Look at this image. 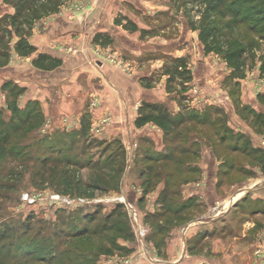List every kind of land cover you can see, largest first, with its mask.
Listing matches in <instances>:
<instances>
[{
	"label": "crops",
	"instance_id": "obj_1",
	"mask_svg": "<svg viewBox=\"0 0 264 264\" xmlns=\"http://www.w3.org/2000/svg\"><path fill=\"white\" fill-rule=\"evenodd\" d=\"M77 1L0 0V30L11 32L8 57L0 56V111L21 114L25 126L36 121L35 131H42L38 136L48 140L84 134L105 143L118 141L131 154L130 165L141 164L135 175L144 176L140 150L168 153V166L159 172L179 177L182 202L190 198L189 190L197 193L190 186L210 183L212 191H222L220 171L231 176L244 169L246 181H255L248 189L262 188L261 219H211L207 224L204 219H145L148 245L164 264H264V40L259 39L253 61L236 71L222 54L206 51L197 21L181 18V36L175 39L165 20L174 16L168 0H79L82 7L76 10ZM22 38L32 48L29 53L16 50ZM188 41L199 54L183 46ZM177 60L185 61L190 81H170ZM195 86L201 97L192 92ZM156 104L168 115L167 128L153 121L138 125L143 113H157L150 107ZM191 114L197 121L188 120ZM47 121L51 125L45 131ZM220 144L227 153H221ZM242 156L247 162L227 166ZM192 175L200 180L192 183ZM171 184L132 201L149 208L148 196L159 192L153 205L160 206L167 187L173 195ZM132 188L143 189L141 184ZM254 195L252 200L258 198Z\"/></svg>",
	"mask_w": 264,
	"mask_h": 264
},
{
	"label": "rangeland",
	"instance_id": "obj_2",
	"mask_svg": "<svg viewBox=\"0 0 264 264\" xmlns=\"http://www.w3.org/2000/svg\"><path fill=\"white\" fill-rule=\"evenodd\" d=\"M168 2L172 3L171 9L174 11V16L166 17L165 20L171 24L170 27L173 28L171 30L173 34H171L175 35V39H179L181 36V18H188V21L193 23L197 21L200 26L204 22L205 5H200L197 0H168ZM81 7L80 2L74 4L76 10ZM186 44L190 45L192 55L199 54L197 45H191V41H188L183 46ZM198 57L195 60L196 67L202 55ZM207 57L209 60L214 61L210 56ZM216 65L218 71L221 72L220 64L216 62ZM201 70L203 71V69ZM180 71L182 70L180 69ZM178 78L181 83L183 78L179 74ZM180 87L184 88L182 84ZM206 92L211 94L212 90L207 87ZM8 120H10V116L3 113V117H1L3 124L1 126L4 131L8 130L6 128V121ZM33 134L37 136L42 134V131L37 133L34 130ZM17 138H21V136L17 135ZM52 145L53 147L50 148ZM16 146L17 152L20 153L0 159V233L7 231L8 234V237L1 241V245L8 246L12 242L14 251L23 249L27 245L34 247L40 244L44 249H50V245H53L55 252L60 255L59 261L53 264H164L163 258L148 245L150 228L145 219H165L167 216V219H170L172 216L162 217L152 214V211L156 213L160 210V206L153 205V202L157 201L159 192L148 196L151 204L149 208H145L144 203L140 204L141 208H139L132 200L134 197L138 198L139 196L145 198L149 192H153L160 184L163 186L166 183L165 181H168L165 177L154 179L152 185L141 182L139 175H135V171L137 172L140 167L139 161L130 165L129 158L131 154L129 152L127 154V150L124 148L126 158L122 180L124 178L123 186L125 184V188L118 185L116 183L117 173L114 172L121 166L118 165L117 168H113L112 175L107 172L110 166H106L107 163L105 164V159L109 153L116 154V145L110 146L108 149L104 148L105 144L99 145L96 142H90L88 145L76 143L73 146L62 143L60 145L33 143L28 146L21 144ZM60 146L64 148V151L60 150L61 154L53 153L52 149L57 150ZM220 146L221 153H227L223 145L220 144ZM140 151L143 152L144 150ZM44 156L49 157L46 164L43 163ZM67 157H70L71 166H65L67 163L61 161ZM60 158L62 159L60 160ZM239 160H229L227 166L233 163L235 167L237 164L247 162L243 156ZM205 164L208 163L205 161ZM190 167L192 168V166ZM243 170H240L241 174L235 171L236 173L231 176L223 175L224 170H221L222 175H219L221 183H219L222 191H212L210 183L203 186V188L194 186L195 184L190 186L197 193L193 194V191L189 190L186 195L190 198L186 201V204L196 205L197 208L193 207L183 218L204 219L202 220L204 224L209 223L211 219H261L257 213L261 209L259 196L262 188L248 189L255 181H246L248 177L244 175ZM207 178L211 181L212 177L205 176L206 181ZM109 179L112 181H110L109 186H106L109 188L108 191L103 188H101L102 191H97L86 186L89 181L98 185H106V180ZM189 179L192 183H195L200 180V177L192 175L189 176ZM256 181L261 182L262 180L256 179ZM80 182L82 183L81 186L83 185V191L79 190V188L81 189ZM237 183H241L238 184L239 187H236ZM140 184L144 190L142 189L141 192L135 190L134 193L132 191L133 185L136 189ZM146 186L151 187V189L146 191L144 188ZM180 186L179 177L173 178L170 185L173 189V195L169 194L166 200V206H169L167 207L169 211L173 209V214L176 206H180L182 202ZM78 190L82 195H77ZM25 194L33 197L35 202L25 201ZM252 194L253 197L258 198L252 200ZM55 195L76 200L83 198L89 202L83 205H65L55 200L53 198ZM118 205H123L125 208L122 207V209L116 211L115 208ZM162 208L164 207L161 206ZM111 212L115 215L110 218L109 222L105 223L106 217ZM88 214L90 216H86ZM28 223L31 231H28V235L26 233L22 234L25 225ZM143 228L147 229V233L144 237H141L139 232ZM86 229L91 230L93 234H83L76 239L70 238L78 231L84 233ZM56 231L57 233L62 232L63 240L55 239ZM91 244H95L96 252H86ZM69 248H72L74 252L72 250L68 252L67 249ZM101 249L104 250V253ZM77 251L82 252L83 256ZM145 252H147V255H144Z\"/></svg>",
	"mask_w": 264,
	"mask_h": 264
},
{
	"label": "trees",
	"instance_id": "obj_3",
	"mask_svg": "<svg viewBox=\"0 0 264 264\" xmlns=\"http://www.w3.org/2000/svg\"><path fill=\"white\" fill-rule=\"evenodd\" d=\"M197 2L200 3V5H205V11L203 15L204 22H202L201 25L200 36L203 42L205 43L206 51L208 52L216 51L219 54H222L226 59L227 63L230 65V67L234 68L236 71H241L242 67L253 61L255 57L254 49L259 48L261 46V43H259V39L264 40V0H197ZM23 4H24V0H23ZM18 17H19L18 13L12 17L13 23L18 22L19 20ZM7 34H11V32H8L7 29L5 28H2L0 30V48H1L0 56L3 57H8L9 49H10L8 46V41L6 40ZM16 50L20 53H29L32 50V48L27 44L26 40L22 38L18 41ZM180 67L182 68L181 69L182 71H180L179 69ZM169 72H170V81H173L176 77H178V74L183 78V81L191 80V72L189 69L186 68L185 61L183 60H177L176 64L173 65L172 70H169ZM150 107H152V109L154 110H157V113H153V111L143 113L137 119L136 121L137 124L141 125L146 122L153 121L156 124L161 125L164 128H167V123H170V120H168V115L164 113L163 111L164 108L158 104ZM195 116L196 115L191 114L190 116H188V118H190L188 120L197 121L198 118ZM1 117H3L2 111H0V159H5L8 156H15L18 153H20L17 152V148H16L17 147L16 145H20V144L28 146L33 143H38V144L51 143L54 145H60L62 143L73 146V144L76 143L77 144L82 143L88 145L90 144V142L91 143L96 142L99 145L105 144L104 148L107 149L110 148V146L116 145L117 146L116 154L113 152L109 153L108 157L105 159L106 160L105 164L109 163V165L106 164V166H110L108 167L109 170L107 171L109 172V174H112L113 170L117 168L118 165L119 167L121 166V168H117V171L114 172L118 174V175L116 174L117 177L116 183L121 186L122 175L125 170L123 167L126 158V152L123 145H121L120 142L114 141L111 143H105L96 138L87 137L84 134L57 136L54 139L48 140L44 136L40 137L38 135L36 136V134L35 135L33 134V131L36 129V124H37L36 121L30 122V126L32 125L31 127L25 126L26 120L21 114L17 112H14L13 116L10 117V120L6 121L7 122L6 128L8 130L4 131L1 126L3 124V122H1ZM17 135L21 136V138H17ZM195 146L196 144L194 143L192 145L190 144L191 149L195 148ZM52 147L53 145L50 146V148ZM58 148L59 149L57 150L52 149L53 153L61 154L60 150L64 151L63 147L60 146ZM143 152L145 154V160L144 163L142 164L143 167H141L139 171H143L144 176L139 175V177L141 179V182H144V184L152 185L154 179L156 178L161 179V177H164L162 176L161 172H159V169L161 170L163 167L168 166L167 163L168 161L166 159L168 153L166 154L165 152H159V153L152 152L151 149L149 148L144 150ZM147 152L149 153L147 154ZM69 158L70 157L63 159L60 158V160L62 159L61 161L67 163L65 166H71ZM47 159H49V157L47 156L43 157L44 164H46V162L48 161ZM172 161L175 164H178V166H180L179 160L178 161L172 160ZM165 178L166 180H168L165 181L168 185V183L175 177L169 176ZM110 181L112 180L111 179L106 180L107 182L106 185H101V184L98 185L97 183L94 184L92 183V181H89L88 185L86 186L92 189H96L97 191H102L101 188L108 191L109 188L106 186L107 185L109 186ZM79 184L81 186L82 183L80 182ZM82 188L83 185L81 186V189L79 188V190L83 191ZM144 188L146 191H148V189H151V187L148 188L147 186ZM168 189L169 187H167V189H165V191L161 193L159 197L160 210L152 214H157L162 217L171 215L172 218L170 219L173 218L184 219L183 217L185 211L189 210L190 212V210L193 209V207L197 208L196 205L191 206L188 203L186 204V202L185 203L181 202L180 206L179 205L176 206L175 212L173 214V209H170L169 211L167 208L169 206H166L167 196H169ZM79 190H78L79 193H77V195H82L80 194ZM161 206L164 207L162 208L163 210L161 209ZM122 207L124 206L118 205L115 209L116 211H118L119 209H122ZM113 215L115 214L111 212V214L106 217L105 223L109 222L111 220L110 218ZM86 216H90V215L88 214ZM29 225H30L29 223L25 225V230L23 231L22 234L28 233V231L30 230ZM83 234L89 235V234H93V232L91 230L88 231V229H86L84 233L78 231L75 235H73L70 238L76 239L82 236ZM7 237H8L7 231H2L0 233V243L3 239ZM55 239L63 240L62 232L57 233L56 231ZM104 239L106 238L104 237ZM12 244H13L12 242L8 246L4 244L3 245L0 244V264H53L54 262L59 261L60 255H58V253L55 252V247H53V245L52 246L50 245L49 247L52 250L47 248L44 249L42 245L38 244L34 247L31 245H27L23 249L21 248L22 250L17 249L14 251ZM71 250L74 252L72 248L67 249L68 252ZM101 250L104 253V250L103 249ZM86 252L89 253L96 252L95 244H91L89 250ZM77 253L83 256V254H81L82 252L77 251Z\"/></svg>",
	"mask_w": 264,
	"mask_h": 264
},
{
	"label": "built area",
	"instance_id": "obj_4",
	"mask_svg": "<svg viewBox=\"0 0 264 264\" xmlns=\"http://www.w3.org/2000/svg\"><path fill=\"white\" fill-rule=\"evenodd\" d=\"M109 60L111 62L115 63V64H119V62L117 61L116 58H110ZM120 65L123 68V70H126V71L129 70V68L125 67L126 65H124V64H120ZM192 92L198 97L202 96V91L196 86L192 89ZM50 125H51L50 121H47L46 127H45V131L50 128ZM53 198L55 200L59 201L60 203H63L65 205H70V206H74L75 204L76 205H83V204H86V203L89 202V201H86V199H83V198H79V199L76 200V199H71V198H68V197H61L60 195H55ZM24 200L29 202V203L35 202V199L33 197H30L29 194H25L24 195ZM96 201H103V200H96ZM146 233H147V229H144V228L141 229V231L139 232L141 237H144ZM144 255H147V252H145Z\"/></svg>",
	"mask_w": 264,
	"mask_h": 264
}]
</instances>
